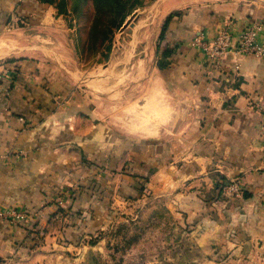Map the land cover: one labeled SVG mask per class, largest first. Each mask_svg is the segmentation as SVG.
Here are the masks:
<instances>
[{
    "label": "crops",
    "instance_id": "0c3cea01",
    "mask_svg": "<svg viewBox=\"0 0 264 264\" xmlns=\"http://www.w3.org/2000/svg\"><path fill=\"white\" fill-rule=\"evenodd\" d=\"M155 1L156 69L147 78L140 56L120 82L126 72L91 80L66 55L54 6L0 0L12 71L0 84V264H59L120 209L140 228L141 264H264V60L231 51L216 64L194 42L263 23L264 44V0ZM81 182L90 192L59 210Z\"/></svg>",
    "mask_w": 264,
    "mask_h": 264
},
{
    "label": "rangeland",
    "instance_id": "374dc122",
    "mask_svg": "<svg viewBox=\"0 0 264 264\" xmlns=\"http://www.w3.org/2000/svg\"><path fill=\"white\" fill-rule=\"evenodd\" d=\"M55 1L59 2V0ZM75 1L68 0L66 6L68 11L65 13H58L57 7L51 5L54 6V11L61 14V23L66 28L64 34L67 40L66 55L80 60L83 70L88 72L87 75L91 80L105 79L108 74L117 77L120 73L126 72L119 76L122 77L119 80L122 82L134 72L136 69L134 62L140 56H145L147 59V78L153 75V70L156 69L153 55L154 36L164 18V11L161 10L162 2L124 0V5L119 8L126 11L125 16L121 22L117 19L113 23V15H107L104 20L109 27L105 32L107 38L96 47L90 30L94 20L92 1L81 0L77 10H74ZM57 33V30L54 31L55 35ZM55 37L53 36L52 39ZM126 85L135 84L131 82ZM131 92L133 93V89ZM70 194L72 191L66 196H61V199L66 201ZM122 211L120 209L114 216H110L112 222L109 227L98 233L95 232L97 235L88 234L80 250L73 248L66 250L63 253L64 259L59 264H141L140 253L137 250L140 228L137 221L131 220L132 214L127 216V213H121ZM38 229L39 225H36L31 230ZM41 239L42 236L39 237V241Z\"/></svg>",
    "mask_w": 264,
    "mask_h": 264
},
{
    "label": "built area",
    "instance_id": "2783aa9c",
    "mask_svg": "<svg viewBox=\"0 0 264 264\" xmlns=\"http://www.w3.org/2000/svg\"><path fill=\"white\" fill-rule=\"evenodd\" d=\"M262 26L263 23L247 25L236 37L229 29H224L216 34V36L210 41L195 37L194 42L202 48L216 64L220 63L221 57L231 51L237 53H251L264 60V44L257 41V32ZM10 67L11 66H8L5 63L0 66V84L8 79L11 80L10 73L12 71ZM261 138L263 142L262 150L264 152V126L262 128ZM224 186L230 194L238 195L241 192V186L234 180L226 183ZM62 203L63 200L58 201L59 205ZM10 214L13 217V220L17 221L25 217L23 212H17L14 210H12Z\"/></svg>",
    "mask_w": 264,
    "mask_h": 264
},
{
    "label": "trees",
    "instance_id": "16d2710c",
    "mask_svg": "<svg viewBox=\"0 0 264 264\" xmlns=\"http://www.w3.org/2000/svg\"><path fill=\"white\" fill-rule=\"evenodd\" d=\"M41 1L47 2L49 4H54L58 9V13H61V12L65 13L66 11H68V9L66 8L68 0H59L58 3H56L55 0H41ZM80 1L81 0L75 1L74 5H73L74 10H77L78 3ZM91 1L93 4V9H94L93 10L94 11V13H93L94 20L92 21V25L90 27V30H91V36L93 35V38H94L93 44L96 47H98V44H101L102 41L107 38L105 32L107 31V28H109V27L104 22L105 18L108 17L107 15H113V19H112L113 23H115V21L117 19H119L117 21L121 22V19L125 16L126 11H123L121 8L124 5V0H91ZM119 6H121V7L119 8ZM177 13L178 12H176L174 14H177ZM171 17L172 16L169 15L165 19V22L163 24L162 31L160 34V39L163 37V35L166 31L167 25H168L169 21L171 20ZM120 22H118V23H120ZM164 52H165L164 54L166 55L167 53H169V50L165 49ZM8 62L12 63V61H10V60H8ZM71 191H72V194L67 196V201L66 202L63 201L64 203L57 206L59 210H61V208L64 209L65 206H67V208L70 207L69 202L73 203L74 201H76V199L80 195L89 193L90 189L87 186H85L84 183L81 182L77 188H71ZM91 195L93 197H96L94 190L91 193ZM27 213L30 214V212H26V214ZM33 214H35V213L33 212ZM37 223H38L37 220L34 219L31 222V224L29 225L30 227H28V229L30 228V230H31V227H34ZM31 232L28 233L30 235L29 241H31L32 244H36L39 241V237L42 236V230H41V228H39L37 231L31 230Z\"/></svg>",
    "mask_w": 264,
    "mask_h": 264
}]
</instances>
